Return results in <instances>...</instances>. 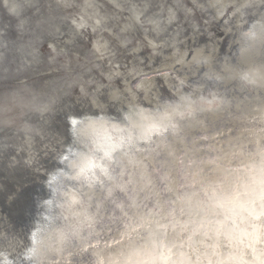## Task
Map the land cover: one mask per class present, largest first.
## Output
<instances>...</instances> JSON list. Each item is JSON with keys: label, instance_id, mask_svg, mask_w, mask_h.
<instances>
[{"label": "bare ground", "instance_id": "obj_1", "mask_svg": "<svg viewBox=\"0 0 264 264\" xmlns=\"http://www.w3.org/2000/svg\"><path fill=\"white\" fill-rule=\"evenodd\" d=\"M0 6L7 17L0 31V264H121L122 253L134 243L143 249L136 259L164 264L158 234L169 247L175 245L176 259L193 250L198 251L192 259L203 264L238 259L232 250L244 234L230 220L240 211L239 202L218 198L200 205L201 195L170 205L192 189L169 177L171 191L157 185L134 195L135 206L123 212L110 205L97 209L102 191L89 182L98 178L78 177V172L102 146V136H139L163 122L177 131L134 143L148 153L158 145L172 146L178 159L196 161L198 167L183 169L184 184L199 188L202 183L211 191L225 180L219 191L240 176L258 189L264 147V0H0ZM252 32L255 36L246 35ZM149 70L155 73L141 76ZM249 72L255 76L251 84L241 78ZM237 84L252 88L246 92ZM186 101L206 110L183 116ZM77 107L82 115L69 112ZM62 109L69 118L61 117L53 131H67L70 125L75 140L81 129L97 140L86 143L92 149L81 157L71 158L77 142L65 144L54 132L37 147H48L46 158L52 160L46 163L29 145L50 135L48 117ZM86 116L103 123L78 126ZM7 130H19L12 135L15 141L2 140ZM60 158L64 161L57 164ZM201 160L214 166L205 168ZM200 168V175H189ZM236 168L243 171L230 175ZM31 178L43 189L36 194V201L45 203L40 209L21 199ZM74 196L80 203L69 208ZM189 220L195 221L193 230L205 225L198 237L183 231Z\"/></svg>", "mask_w": 264, "mask_h": 264}, {"label": "snow or ice", "instance_id": "obj_2", "mask_svg": "<svg viewBox=\"0 0 264 264\" xmlns=\"http://www.w3.org/2000/svg\"><path fill=\"white\" fill-rule=\"evenodd\" d=\"M260 32L264 37V23L260 26ZM246 35L255 36V33L252 32ZM241 78L249 84L255 82V76L251 72ZM218 106L215 103L213 105V107ZM182 107L188 108V111L182 114L186 117H194L196 112L206 110L194 107L191 101H186ZM114 131L124 132L125 130L116 129ZM176 131V126L173 124L157 122L144 129L139 136L133 133L125 134L122 137L109 134L102 136V146L98 145L93 149L91 155L80 163L78 172V177L98 178L89 182L90 187H98L102 191V199L96 205L97 209L110 205L113 210L123 212L125 209L135 206L131 203L134 195H138L145 190L151 191L157 185H163L165 191H171L167 187L169 177H179L181 187L191 188L192 191L187 196H180L177 200L169 201L170 205L177 203L179 200L191 202L193 197H200L201 195L205 199L199 201L200 205H205V201H215L218 198L239 202L240 211L236 213L235 219L230 220L231 226L244 234V239L237 241L238 246L232 250L233 255L238 254V259L221 260L217 264H264V147H262L261 153L258 189L252 188L240 176H237L234 182L229 183L222 190L218 191V188L220 185L225 184V180H219L216 187H212L211 191H208L202 183L198 188L197 183L189 185L182 182L184 179L183 169L185 167H198L196 161L186 162L178 159L172 146L163 148L158 145L157 148L148 153L147 150L142 151L141 148L136 147L134 143L137 140L148 143L152 141L153 136H163L167 132ZM125 149H128V151L125 152ZM200 164L204 165L205 168H209L214 166V161L201 160ZM203 171L204 168H200L199 172H190L189 175H200ZM242 171V168H236L229 170V174ZM159 194L155 193L157 196ZM79 203V200L74 196L68 202V207L73 208L78 206ZM145 207L148 206L145 205ZM215 207L218 209L220 205L216 204ZM174 212L175 209H173ZM180 212L181 215H184L183 208L180 209ZM209 214L219 216L222 213L212 211ZM140 219L142 220L143 217ZM157 223L159 224V222ZM193 223L195 221L189 220L181 227L185 234L190 232L192 236L198 237L202 234L205 225L201 223L197 230H193L191 227ZM160 227L165 228L162 235L167 236L166 226L160 225ZM132 231H137V229L133 228ZM219 235L224 236V233L220 232ZM224 238L231 240L229 236H224ZM157 244L159 245L158 253L163 257L164 264H203L199 260L192 259V256L198 250H193L191 254L181 252L180 258L176 259V253L173 251L175 245L169 247L167 243L160 240L159 234ZM142 250L139 243L130 244L128 250L122 253L126 256V259L121 261V264H145V262L136 259ZM257 253L260 257L258 260L255 258ZM246 256L248 259H245ZM208 264H213V262L209 261Z\"/></svg>", "mask_w": 264, "mask_h": 264}, {"label": "water", "instance_id": "obj_3", "mask_svg": "<svg viewBox=\"0 0 264 264\" xmlns=\"http://www.w3.org/2000/svg\"><path fill=\"white\" fill-rule=\"evenodd\" d=\"M4 13H6L5 10H4V8L2 9L1 6H0V31H2L3 29H6L5 26H4V24H3V22H4L5 18L7 19V17L5 16L6 14H4ZM10 19H11L10 21L13 20L12 18H10ZM1 52L2 51H0V53ZM152 73H155V72H153L152 70H149V71L145 72L144 74H141V76H144L145 77L146 75L148 76V75H150ZM137 78L138 77H134L131 82H134ZM238 86L241 89L245 90L246 92H248V90L250 88H252V87L247 88L246 84H244V85H238ZM216 90L223 91L219 87V85H217V84H216ZM71 104H72V101H71ZM248 107H250V106H248ZM80 109H82V108H80V107L78 108L77 107L76 109L69 110V112H72L74 115L79 116V115H82L83 114L82 112H84V111H82ZM115 110L116 109H113L112 108L109 111H111L112 113H118ZM66 112H68V111L62 109V110H56L54 113H52L48 117L50 119V121H51V123H50L49 126L52 129L50 135L49 136L48 135L47 136H44L43 138L40 137V139L35 140L33 143H30V145H29V148L31 150L35 151V154L36 155H39V158L43 157V159H44V161L46 163L48 161L52 160V159L49 160V158L48 159L46 158V155H47V152H46L47 150L46 149L48 147H46V145L43 146L40 149H38L37 147L44 141V139L48 143L50 141V138L53 136V133L54 132H55L54 133V136H55L54 138L58 139L59 141H65V144H67V143L69 144L70 142H77L73 146L72 150L70 151L71 152L70 153L71 158H73L72 156H75L77 154L79 155V157H81V155L84 154L86 151L92 149L90 147H87L86 146V143H88V142L94 143V141L96 142V140H97V137H95L96 136L95 133L88 132V131L83 130V129H81L78 134L76 133L77 134V137H76L77 140H75V138H74L75 137V134H72L73 131L70 128V125H68V127L66 126L67 131H63V130L62 131H59V130L53 131L54 129H58L59 128L57 124H59L61 122V117H63V115L61 113H66ZM93 114H95V116H97V113L96 112H94ZM66 117L69 118V115H66L63 118H66ZM66 123H68L67 119H66ZM102 123L103 122H99V119L88 118V120H87V116H86V117H83V119L80 120L76 124L77 125L79 124L78 126H80V125L86 126V128H95V126L101 125ZM18 131L19 130H13V131L12 130H7L6 132L4 131L2 133V136H3V139L2 140L5 139V140L11 141V142L15 141L17 137H15V136L12 137V135L14 133L18 132ZM3 145L6 146L5 143H3ZM63 161H64V159H61L60 158V160H59V162H57V164L58 163H63ZM48 171H50V170H48ZM43 174H44V176H47V178H51V174H49L47 172H44ZM44 176H42V178L46 179V177H44ZM46 180L49 181V179H46ZM28 181H30L29 187H28V188H30V190L25 193V196L22 195L21 196V199L25 198V203L26 202L28 203V207L30 206V207H33L35 209H40V208L44 207L45 203H43V202H37L36 201V198H38L36 196V194L39 193V192H41V190H43V189L42 188L39 189V187L36 185L35 181L32 178L30 180H28ZM1 191H3V189H1ZM78 191H77V195H80L79 194L80 192L78 193ZM84 196L90 197V194L85 193ZM67 200H69V199H67ZM18 201L19 200L16 199L15 202H18ZM12 204L15 205L14 202H12Z\"/></svg>", "mask_w": 264, "mask_h": 264}]
</instances>
